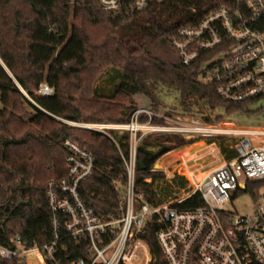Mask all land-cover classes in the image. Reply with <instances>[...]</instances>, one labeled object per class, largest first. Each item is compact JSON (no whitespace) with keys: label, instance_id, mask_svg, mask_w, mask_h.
<instances>
[{"label":"trees","instance_id":"trees-1","mask_svg":"<svg viewBox=\"0 0 264 264\" xmlns=\"http://www.w3.org/2000/svg\"><path fill=\"white\" fill-rule=\"evenodd\" d=\"M227 1L159 0L128 16L103 10L99 0H0V245L10 246L16 237L29 246L51 240L48 185L67 177L68 139L96 158L94 175L80 188L83 198L101 214L118 212L113 184L126 182L119 149L109 136L77 125L129 124L140 109L138 95L149 97L155 112L158 94L167 90L179 94L182 115L206 123L237 118L264 123V104L223 101L201 82L203 62L183 65L171 43L180 29L198 25ZM110 74L120 83L104 97L97 82ZM43 83L54 89L53 96L37 94ZM118 139L127 153L129 135ZM194 142L175 135L146 137L138 151L137 194L152 204L165 203L155 183L166 174L155 165ZM175 182L182 188L187 183L183 177ZM263 185L249 183L243 192L255 194ZM185 204L203 201L196 195ZM153 232L148 239L159 254ZM0 264L20 262L0 256Z\"/></svg>","mask_w":264,"mask_h":264},{"label":"built area","instance_id":"built-area-1","mask_svg":"<svg viewBox=\"0 0 264 264\" xmlns=\"http://www.w3.org/2000/svg\"><path fill=\"white\" fill-rule=\"evenodd\" d=\"M154 1L159 0L99 3L105 11L134 16ZM171 43L183 65L203 62L201 82L223 101L264 104V0H228L198 25L180 29ZM37 94L51 97L54 89L43 83ZM144 115L148 120L141 122ZM155 118L165 123L154 124ZM80 127L109 136L119 149L126 182L113 184L118 212L101 214L83 198L80 188L94 175L96 158L68 139L67 177L48 185L51 240L29 246L12 238L10 246L0 245L1 258L20 264H264V196L253 216L229 210L249 183L264 182V123L216 126L139 109L129 124ZM118 134L129 135L127 153ZM160 135L225 137L231 144L185 157L187 194L152 204L136 192V166L143 140ZM196 195L203 204H185ZM151 231L159 254L148 239Z\"/></svg>","mask_w":264,"mask_h":264},{"label":"rangeland","instance_id":"rangeland-1","mask_svg":"<svg viewBox=\"0 0 264 264\" xmlns=\"http://www.w3.org/2000/svg\"><path fill=\"white\" fill-rule=\"evenodd\" d=\"M70 8L74 9V2L70 3ZM114 75L110 74L106 78L102 79L101 81L97 82V85L100 88V94L104 97H111L117 86L119 85L120 81H116L113 79ZM159 97V104L157 106L156 112L163 117H168L167 115L172 114L170 118L176 117H189L190 119L195 120L197 123L200 124H208V125H216V126H227V124H235L246 126L250 124H259L256 123L257 120L253 118H237L233 119L232 121L225 120V121H218L213 123H206L203 122L196 117L190 115H182L180 114L179 109V101L178 97L179 94L176 91H167L158 94ZM135 104L140 109H152V101L149 97L144 95H138L134 98ZM0 107H2L1 103V93H0ZM221 115L219 112L215 113V117ZM79 124L77 126L80 127ZM124 135L118 134V138H121ZM195 142L192 145L185 146L183 148L174 150L164 157H162L157 164L161 165V167L155 165L156 170H160L166 174V178L159 180L155 183L156 188L160 194V197L164 199L165 203L172 202L177 200V197H182L187 193V188L182 189L175 181L179 180V177L185 178V180L189 183L186 174L187 168L184 162V158L188 155H200L204 153L205 150H209L213 147L224 146L225 144H231L228 139L218 138V137H210V138H203L200 137L198 139H191ZM216 143V144H215ZM151 150L156 151V148H151ZM190 156L186 157L189 158ZM165 165H164V164ZM153 178V177H152ZM149 184V183H148ZM191 184V183H189ZM152 185V184H150ZM153 186V185H152ZM154 188V186H153ZM155 189V188H154ZM182 189V190H181ZM157 192V190L155 189ZM264 196V185L261 188L256 189L255 194L250 192H243L235 198V200L229 205V210L232 212H237L240 215L244 216H253L256 212V208L259 204L262 203V198Z\"/></svg>","mask_w":264,"mask_h":264},{"label":"bare ground","instance_id":"bare-ground-1","mask_svg":"<svg viewBox=\"0 0 264 264\" xmlns=\"http://www.w3.org/2000/svg\"><path fill=\"white\" fill-rule=\"evenodd\" d=\"M186 194H187V193H186ZM186 194H185V195H186ZM185 195H184V196H185ZM182 197H183V196H182ZM182 197H181V198H182ZM177 200H178V199H177ZM163 204H167V203H162L161 205H163Z\"/></svg>","mask_w":264,"mask_h":264},{"label":"crops","instance_id":"crops-1","mask_svg":"<svg viewBox=\"0 0 264 264\" xmlns=\"http://www.w3.org/2000/svg\"><path fill=\"white\" fill-rule=\"evenodd\" d=\"M188 156H190V155H188ZM188 156H186V157H188ZM163 177V176H162ZM157 178H159V177H157ZM150 178H148L147 180H149ZM148 183V182H147Z\"/></svg>","mask_w":264,"mask_h":264},{"label":"water","instance_id":"water-1","mask_svg":"<svg viewBox=\"0 0 264 264\" xmlns=\"http://www.w3.org/2000/svg\"><path fill=\"white\" fill-rule=\"evenodd\" d=\"M159 166V164H156V167Z\"/></svg>","mask_w":264,"mask_h":264}]
</instances>
